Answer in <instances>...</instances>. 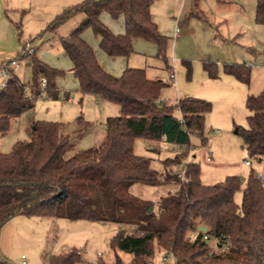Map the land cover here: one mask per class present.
<instances>
[{
	"label": "trees",
	"instance_id": "1",
	"mask_svg": "<svg viewBox=\"0 0 264 264\" xmlns=\"http://www.w3.org/2000/svg\"><path fill=\"white\" fill-rule=\"evenodd\" d=\"M153 1L80 0L56 13L36 34L39 37L54 31L75 12L89 10L90 14L68 36L60 37L59 43L71 61L78 91L117 104L119 112L105 117L100 142L67 156L63 153L71 148V142L61 120L35 119L27 138L17 139L9 150L0 151V227L16 214L115 221L134 225V231L121 228L109 238L111 248L131 254L124 262L115 253L111 264H155V246L172 256V264H264V185L254 177L253 168L243 184L237 174L203 183L199 163L186 158L187 151L162 158L164 168L160 171L150 165L149 156L133 149L136 138L188 146L191 134L202 144L210 101L185 96L174 103L159 102L160 89L166 85L161 78L149 79L138 67H125L117 76L108 73L80 36L82 29L90 26L108 55L129 54L132 38L140 37L153 42L156 55L165 61L167 36L151 17ZM196 1L190 0L186 14L201 18ZM101 10L122 14V34L111 33L98 20ZM253 19L264 24V0H255ZM11 58L25 59L30 79L26 85L10 72L0 86V135L8 130L11 118L33 107L38 96L56 97L55 78L63 74L42 61L34 49L27 53L22 47ZM183 63L188 65V61ZM202 67L208 77L217 76L215 62L202 61ZM221 69L248 84L249 64L223 62ZM41 75L45 78L42 89L38 81ZM244 104L247 126L239 130L244 149L254 160L264 162V86L256 93H247ZM169 164H181L183 177ZM133 182H173L177 186L159 198L153 212L146 210L151 202L128 192ZM237 190L241 192L239 201L234 199ZM198 225L206 229L200 230ZM78 260L77 250L68 249L48 255L46 264H74ZM0 264L7 262L0 257Z\"/></svg>",
	"mask_w": 264,
	"mask_h": 264
},
{
	"label": "rangeland",
	"instance_id": "2",
	"mask_svg": "<svg viewBox=\"0 0 264 264\" xmlns=\"http://www.w3.org/2000/svg\"><path fill=\"white\" fill-rule=\"evenodd\" d=\"M254 3L255 0H197L195 9L200 12V18L186 14L190 9V0L153 2L157 14L164 15V30L167 31L164 33L167 36L165 54L168 55L171 67L164 69L163 78L171 83L173 81L172 87L176 86L177 96H195L211 103L210 110L204 116L205 141L201 144L199 137L191 134L190 144L179 150L187 151L186 158L199 163V175L203 183L215 182L226 174H237L243 184L250 167L264 173L263 160L256 161L247 155L239 132L247 126L248 110L244 104L246 94L256 93L264 86V24L256 23L253 19ZM176 24L180 34L172 35L169 30L172 28L173 31ZM153 45L156 49L154 43ZM183 60L188 61V65ZM202 61L215 62L216 77L207 76ZM230 61L250 65L247 85L222 71L221 64ZM171 68L173 78L168 77ZM23 69L26 70L25 67ZM42 97L44 96L40 95L36 104L45 99ZM55 104L61 105L60 102ZM71 104L76 110L79 103L74 99ZM53 111L50 107L48 116L53 115ZM71 112L67 115L68 118H73ZM78 112L84 116L83 109ZM21 122L22 120L19 123L18 120L12 121L11 129L0 138V151L9 150L11 140L27 138ZM86 135L74 139L73 149L66 148L63 155L67 156L72 150L96 144L92 141V136ZM136 141L134 150L140 154H150L147 150L150 148L149 140L138 138ZM161 144L159 157L171 155L177 145L166 141ZM208 149L212 151V157H206L210 155ZM244 159H248L250 165L244 164ZM150 165L160 168L161 161L154 158ZM168 167L178 171L181 164H169ZM240 194V190L234 193L235 201H239ZM152 208L153 212L157 211ZM20 215L10 222H4L0 227V257L7 264H21L20 254L24 255L25 264H46L48 255L67 249L78 251L80 260L74 264H111L115 253L124 262L130 259L129 252L111 248L108 240L121 228L133 232L134 230L128 229H133L134 225L115 221L90 222L62 216ZM154 251L155 264H164V260L165 264H172L173 258L166 250L155 246Z\"/></svg>",
	"mask_w": 264,
	"mask_h": 264
},
{
	"label": "crops",
	"instance_id": "3",
	"mask_svg": "<svg viewBox=\"0 0 264 264\" xmlns=\"http://www.w3.org/2000/svg\"><path fill=\"white\" fill-rule=\"evenodd\" d=\"M79 1L80 0H0V64L8 61L22 47L29 43L42 61L52 67L61 69L64 72V74L56 76L55 78V83L58 89L57 96L53 98L44 96L42 98L45 99H42L40 103L36 104L37 100L40 98V96H38L32 108L11 118L8 130L0 135V138L5 136V134L11 129L12 121L18 120L19 123L22 120L23 131L28 137L32 121L35 119L54 120L58 117L57 120H61L65 123V131L69 136L71 148L73 149V140L77 138L79 139L86 134H88L86 136H92V141H94V143L100 142L103 137V121L105 117L118 114L119 107L117 104L100 99L92 94H81L78 91L77 80L70 69L71 61L62 50L59 43L60 37L68 36L71 30L90 14L89 10L83 9L77 11L61 22L54 31H45L39 37H35L56 13ZM153 2L149 7L151 17L155 21L158 30L164 34L167 32L164 30V15L157 14L156 5H154ZM97 18L111 33L119 35L124 32L122 14L115 11L101 10L98 13ZM177 28V24L174 25V30L172 31L171 28L169 33H172V35H179L180 33L177 31ZM80 36L92 47L97 62L108 73L117 76L125 67L142 68L147 78H161L166 83V85L160 89L157 99L171 103L181 98L177 96L176 86L172 87L173 81L171 83L169 80L163 78L164 69H168L169 66L171 67L168 55H166L165 61L159 58L156 55V49L154 48L153 43L140 37H134L131 40L132 51L129 54L108 55L99 46L100 36L94 33L90 26L83 28L80 32ZM19 61V67L11 72H14L21 83L27 85L30 79V67L26 64L25 59L20 58ZM217 61L218 60H216V62ZM23 65H25L24 67L26 70L23 69ZM170 74L171 76H169ZM173 76L174 73L171 68L168 77L173 78ZM4 81V77L0 74V86L3 85ZM25 92L29 93L28 87L25 88ZM74 99H77V102L79 103L76 107L78 110H75V107L74 109L72 108L73 104L71 103ZM56 102H60L61 105L57 106L55 104ZM50 107H52L55 112L53 111L54 114L48 116L47 112ZM80 109H83L84 116H82L81 112H78ZM75 111L77 112L75 113ZM69 112L74 115L73 118H70L71 116H69V118L67 117ZM177 114L176 111V115ZM78 116H81L80 122L77 121ZM84 128L87 129L84 130ZM15 140H11L12 143ZM136 140H138V138L134 139L133 149L135 148ZM149 141L150 148H147V150L150 151V154H147V156H149L151 160L155 158L161 161L164 156L159 157V152L161 147H163L161 143H163L164 140ZM139 142L140 141H138V144ZM179 146L183 145L177 144L176 148L173 149L172 154L178 152L177 147ZM135 151L136 150H134V152ZM136 152L140 154V152ZM246 165H250V163ZM163 168L164 167L161 163V167L156 169L162 171ZM261 172L263 173V171ZM176 186L177 185L173 182L161 184L133 182L128 186V192L139 199L151 202V208L153 206L152 209H155L156 211V203L159 198L164 196L167 192L174 190ZM16 216L21 215H13L5 222H10V220ZM89 221L93 222L94 220ZM128 230H134V228ZM98 256H100V254H98Z\"/></svg>",
	"mask_w": 264,
	"mask_h": 264
},
{
	"label": "built area",
	"instance_id": "4",
	"mask_svg": "<svg viewBox=\"0 0 264 264\" xmlns=\"http://www.w3.org/2000/svg\"><path fill=\"white\" fill-rule=\"evenodd\" d=\"M32 49H33V47H32V45H30L29 43L26 44V45L24 46V50H25L27 53L31 52ZM19 65H20V61H19L18 59L10 58L8 61L3 62V63L0 64V74H1L2 77H4V79L6 80V78H7L8 75L10 74V72L13 71V70H15V69H17V68L19 67ZM169 76H171V74H170ZM38 81H39V87H40V89H42L43 86H44V83H45V78H44V76H42V75L39 76ZM4 82H5V81H4ZM3 84H4V83H3ZM26 95H27V93H26ZM42 95L44 96V94H42ZM157 101L160 102L161 99H157ZM171 103H174V102H171ZM176 111H177L178 114H180V112H179L178 109H176ZM181 149H182V146L177 147V151H179V150H181ZM208 152L210 153V155H209V156H206V157H211L212 151H211L210 149H208ZM244 163H245V164H249L250 161H249L248 159H245V160H244ZM176 173H177V175H178L180 178H182V177H183V167L181 166V167L179 168V170L176 171ZM253 175H254L255 178H257L258 181H260V182H263V181H264V174H263L261 171L256 170V169H253ZM20 258H21L20 263H21V264H25L26 261L24 260V255H23V254H20ZM163 258H164V257H163ZM162 263L165 264L166 261L164 260Z\"/></svg>",
	"mask_w": 264,
	"mask_h": 264
},
{
	"label": "water",
	"instance_id": "5",
	"mask_svg": "<svg viewBox=\"0 0 264 264\" xmlns=\"http://www.w3.org/2000/svg\"><path fill=\"white\" fill-rule=\"evenodd\" d=\"M150 210H151V206L148 208V211H150ZM197 228L200 229V230H205L206 229V227L204 225H198Z\"/></svg>",
	"mask_w": 264,
	"mask_h": 264
}]
</instances>
